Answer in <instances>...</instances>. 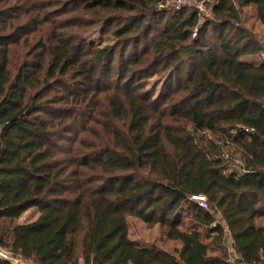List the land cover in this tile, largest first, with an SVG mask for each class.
<instances>
[{
  "label": "trees",
  "instance_id": "1",
  "mask_svg": "<svg viewBox=\"0 0 264 264\" xmlns=\"http://www.w3.org/2000/svg\"><path fill=\"white\" fill-rule=\"evenodd\" d=\"M169 1L0 0V247L15 257L229 264L230 235L238 262L264 264V45L242 15L256 5L264 25V0H215L205 19ZM130 217L181 247L136 244Z\"/></svg>",
  "mask_w": 264,
  "mask_h": 264
},
{
  "label": "rangeland",
  "instance_id": "2",
  "mask_svg": "<svg viewBox=\"0 0 264 264\" xmlns=\"http://www.w3.org/2000/svg\"><path fill=\"white\" fill-rule=\"evenodd\" d=\"M215 0H213L210 3V7L213 4ZM175 5V6H173ZM179 4H177L176 2H174V0L172 2H168V3H164L161 4L159 7H170L173 6L176 9H182L184 6L187 5H182L181 8H177ZM177 6V7H176ZM191 6V5H189ZM192 7V6H191ZM209 9V8H208ZM243 21L245 26L250 29L256 36L258 41L264 45V25L257 19V7L256 5H249L247 7H245L243 9ZM212 17V12H209V14H207L205 16V18H210ZM203 18V19H205ZM88 39L96 44H98L99 46H105L107 44H111L113 42V38L112 37H105V36H101L99 33V30H94L93 32H91L88 35ZM145 43V42H143ZM261 59H264V50L257 56H255L253 59H251L253 62L257 63L259 62ZM163 84V77H159L156 76L154 78H151L148 81V85H147V89L154 95L156 96L159 93L160 88L162 87ZM236 156V155H235ZM236 160L239 162L238 160V156L235 157ZM235 165L232 166L233 169L238 170V166H237V162H234ZM38 211L37 208H32L30 210H28L27 212H25L20 218H19V222L20 223H28V222H32L34 221L37 216H38ZM258 225H264V219H259L257 222ZM129 225H130V237L135 239L136 242H141L143 244H149L151 245L152 243H155L159 246H162L163 248L169 250L170 252H174L175 249H177L178 247V242L176 241H172L169 239H166L165 237H163L162 239H160V237L162 236V229L159 225H155L153 227H148L146 225V223H144L142 220L135 218V217H130L129 218ZM0 251L1 252H9L8 250H6L5 248L0 247ZM9 254L11 256L12 255L10 252ZM18 259H20L21 261H23L26 264H33L30 261H26L20 257H16Z\"/></svg>",
  "mask_w": 264,
  "mask_h": 264
},
{
  "label": "built area",
  "instance_id": "3",
  "mask_svg": "<svg viewBox=\"0 0 264 264\" xmlns=\"http://www.w3.org/2000/svg\"><path fill=\"white\" fill-rule=\"evenodd\" d=\"M212 1L213 0H174V2L179 4L178 7L176 6L177 8H181L182 5H191L192 7L197 9L198 15L202 19L205 18V16L207 14H209V12H212V9H211L212 6L210 7V3ZM193 35L195 36L196 33H194ZM192 199L197 201L198 204L200 205V207H202L204 209L209 208L208 200H207V197L205 195H194V196H192ZM0 259L7 260L11 264H26L23 261H21L20 259L16 258L15 256H11L9 254V252H7V251L6 252L0 251ZM227 261L229 264H247L244 262H238L237 261V256L233 252L232 248L229 249V255H228Z\"/></svg>",
  "mask_w": 264,
  "mask_h": 264
},
{
  "label": "crops",
  "instance_id": "4",
  "mask_svg": "<svg viewBox=\"0 0 264 264\" xmlns=\"http://www.w3.org/2000/svg\"><path fill=\"white\" fill-rule=\"evenodd\" d=\"M260 219H264V218H260ZM258 220L259 219H257L256 220V223L258 222ZM129 230H130V225H129ZM129 235H130V233H129ZM131 238V237H130ZM136 244H138V245H140V246H143V247H149V246H151V245H149V244H143V245H141L142 243L141 242H136V240L135 239H133V238H131ZM203 241L206 243V244H208L209 245V247H210V250L211 251H213L214 253H219V248H217V247H215L213 244H212V242H211V239H208V238H205V237H203ZM176 242H178V241H176ZM232 243H233V241H232V239H231V236L230 235H227L226 236V246H227V248H228V251H229V249L230 248H232ZM162 247V246H161ZM181 247V244L178 242V247L177 248H180ZM163 248V247H162ZM163 249H165V248H163ZM165 250H167V249H165ZM167 251H169V250H167Z\"/></svg>",
  "mask_w": 264,
  "mask_h": 264
}]
</instances>
